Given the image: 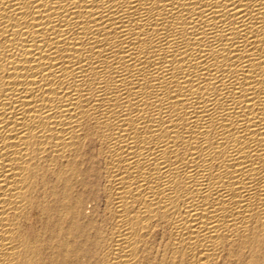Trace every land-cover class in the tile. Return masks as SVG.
Here are the masks:
<instances>
[{"label":"bare ground","instance_id":"6f19581e","mask_svg":"<svg viewBox=\"0 0 264 264\" xmlns=\"http://www.w3.org/2000/svg\"><path fill=\"white\" fill-rule=\"evenodd\" d=\"M0 264H264V0H0Z\"/></svg>","mask_w":264,"mask_h":264},{"label":"rangeland","instance_id":"374dc122","mask_svg":"<svg viewBox=\"0 0 264 264\" xmlns=\"http://www.w3.org/2000/svg\"><path fill=\"white\" fill-rule=\"evenodd\" d=\"M91 204H92V203H91L90 201H88V202H87V206H89V207H90V206H91ZM88 211H89V210H88Z\"/></svg>","mask_w":264,"mask_h":264}]
</instances>
